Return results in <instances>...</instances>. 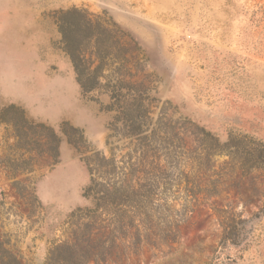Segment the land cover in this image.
Listing matches in <instances>:
<instances>
[{
    "label": "rangeland",
    "instance_id": "rangeland-1",
    "mask_svg": "<svg viewBox=\"0 0 264 264\" xmlns=\"http://www.w3.org/2000/svg\"><path fill=\"white\" fill-rule=\"evenodd\" d=\"M73 7L125 34L126 78L134 85L119 103L104 87L84 92L77 81L56 22ZM134 99L150 112L143 130L128 137L124 117L144 114ZM10 105L45 126L20 137L0 116V243L23 263L44 264L85 222L79 210L93 205L84 196L92 176L86 157L113 152L120 161L133 151L135 160L153 152L163 159L157 149L167 146L174 160L190 161L211 142L208 151H225L213 159L219 176L204 178L219 180L218 193L182 224L175 242L143 245L107 264H264V162L257 157L264 0H0V113ZM52 133L56 154L37 143ZM226 232L233 242L223 243Z\"/></svg>",
    "mask_w": 264,
    "mask_h": 264
},
{
    "label": "trees",
    "instance_id": "trees-1",
    "mask_svg": "<svg viewBox=\"0 0 264 264\" xmlns=\"http://www.w3.org/2000/svg\"><path fill=\"white\" fill-rule=\"evenodd\" d=\"M56 22L62 49L72 61L82 91L90 92L104 87L119 103L124 96L123 91L133 89L134 85L126 78L132 75L127 68L130 59L125 34L116 36L109 25L111 23L77 7L59 11ZM111 25L116 26L115 23ZM102 79L106 82L102 83ZM133 101L132 105H136L144 114L140 119L124 117L128 121V137L136 136L143 130V119L150 112L141 99ZM123 106L120 105V108ZM7 113L17 117H5ZM124 113L128 115L127 111ZM0 116L1 122L12 124L20 137L37 127H45L32 122L14 105L2 110ZM122 118L120 116L118 120ZM202 131L206 139H212L210 132ZM80 137L84 139L82 134ZM213 141L219 143L214 138ZM37 143L56 154L58 140L56 142L54 133L51 139L38 140ZM211 144L208 142L202 154L192 157L190 161L174 160L167 146L157 149L164 151L163 159L153 152L135 160L133 151L120 161L113 152L109 157L101 152L86 157L85 162L92 176L90 184L84 189V196L91 197L93 205L79 210V217L85 222L79 224L71 241L56 245L51 250L44 264H107L109 261H120L127 252L138 253L143 245L175 242L180 236L182 224L191 219L206 198L218 193L219 180L205 181L204 178L205 173L209 172L212 177L219 176L214 169L213 159L225 151L210 152L208 148ZM261 147L257 157L264 162V145ZM182 148L186 149L184 143ZM242 164L245 166L246 162ZM253 164L254 167L258 166L257 159ZM180 199L184 203L177 209L173 203ZM214 210L221 214L217 207ZM223 218L224 226L231 227L230 217L224 215ZM230 235L231 232L225 233L224 244L233 242ZM0 264L25 263L0 243ZM211 264L222 262L215 259Z\"/></svg>",
    "mask_w": 264,
    "mask_h": 264
}]
</instances>
